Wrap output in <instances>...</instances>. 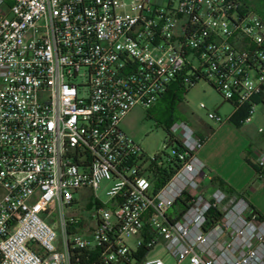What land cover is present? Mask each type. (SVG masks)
<instances>
[{
	"label": "built area",
	"instance_id": "2783aa9c",
	"mask_svg": "<svg viewBox=\"0 0 264 264\" xmlns=\"http://www.w3.org/2000/svg\"><path fill=\"white\" fill-rule=\"evenodd\" d=\"M12 2L0 0V264H169L135 257L162 244L174 264H264V221L215 187L188 122L170 127L161 166L122 130L135 108L199 81L233 105L227 122L248 106L250 123L264 103L263 20L241 0ZM85 192L109 201L80 234ZM212 209L224 216L206 230Z\"/></svg>",
	"mask_w": 264,
	"mask_h": 264
},
{
	"label": "rangeland",
	"instance_id": "374dc122",
	"mask_svg": "<svg viewBox=\"0 0 264 264\" xmlns=\"http://www.w3.org/2000/svg\"><path fill=\"white\" fill-rule=\"evenodd\" d=\"M12 1L13 0H6V3L11 5L13 3ZM256 3V0H254L251 8L254 9ZM180 92L182 101L167 103L162 100L163 96L150 110H146L142 107L135 108L129 113L122 124L123 132L133 139L150 159L157 158V162L160 166L164 164L169 157L173 156L172 148L168 146L167 143L168 133L166 131V128L172 121H186L195 132L199 131L203 133V130H206L211 135L213 132H219L221 126L227 124V126H231L233 130H235L236 134L248 138L249 140H258L264 136V134L258 132L260 128L264 131V120L259 119V115L264 110V105H259V107H257L256 113L250 123L243 124L241 128H238L234 124L226 121L228 115L233 111V107L227 102H224L218 92L207 82L199 81L193 89L189 91L181 90ZM201 104H205L207 109H201ZM209 112L220 113L226 123L220 125L210 120L208 118ZM222 134H224V132L221 133V136ZM221 136L220 138H222ZM258 182L260 181L256 179L254 183ZM83 197L85 200L75 207L73 210L75 214H72L82 223L77 227V231L80 234H84L88 226L93 223L91 218L96 211L97 202L99 201L101 205H105L109 201L104 193L99 194L98 201L88 192H85ZM76 198L78 199L79 197L76 196ZM182 210L183 208H178L176 206L174 210L171 211V214L174 217V212L178 215ZM69 214L72 216L71 213ZM69 214L67 215L69 216ZM128 243H130L133 248H136V246H134V240H128ZM157 257H160L166 263L174 264V259L168 255L163 244L155 247L150 252L148 258L152 259ZM140 264L145 263L142 262Z\"/></svg>",
	"mask_w": 264,
	"mask_h": 264
},
{
	"label": "crops",
	"instance_id": "0c3cea01",
	"mask_svg": "<svg viewBox=\"0 0 264 264\" xmlns=\"http://www.w3.org/2000/svg\"><path fill=\"white\" fill-rule=\"evenodd\" d=\"M228 104L233 107L231 103ZM259 105H264V103H259ZM233 112L234 107L228 117ZM218 114L221 116L220 113ZM259 119L264 120V110L259 115ZM260 130L262 128L258 132L264 134V131L260 132ZM196 133L206 140L199 157L209 170L216 174L217 179L226 182L237 193H243L247 202L264 216V177L260 182L254 183L257 179L256 171L245 161L246 156H249L253 162H256V157L264 153V136L258 140L250 139L253 140L250 141L236 134L235 130L227 124L221 126L219 132H213L212 135L206 130H203V133L199 131ZM215 187H217L216 184Z\"/></svg>",
	"mask_w": 264,
	"mask_h": 264
},
{
	"label": "trees",
	"instance_id": "16d2710c",
	"mask_svg": "<svg viewBox=\"0 0 264 264\" xmlns=\"http://www.w3.org/2000/svg\"><path fill=\"white\" fill-rule=\"evenodd\" d=\"M245 6L254 11L264 22V0H256V5H254V9L251 8L252 2L254 0H242ZM256 6V7H255ZM181 90H178L177 87H172L167 94L164 95L163 101L167 103H177L178 101H182L180 92ZM259 101V100H257ZM249 113V107H243L241 108L238 112H236L231 119L229 120L230 123L234 124L236 127L241 128L242 127V121H244L248 117ZM177 121H172L168 127L166 128V131L168 133V139L167 143L172 142V137L169 134V129L170 127ZM176 143V142H175ZM177 146L179 147V144L176 143ZM245 161L247 164H249L257 174V180L261 181L262 178L264 177V170H262L256 162H253L249 156H246ZM179 168L178 164L175 162L169 164L166 168L164 169H159L155 173V186L157 188L161 187L164 185L168 180L172 178V176L176 173V170ZM215 184L218 188H220L222 191H224L228 196L233 197V198H239L244 196L242 193H237L230 185H228L226 182L217 179L215 180ZM188 200L186 198H181L177 201L175 207L177 206L178 208H183L181 212H183L187 207ZM249 208L252 212L253 215L257 216V218L260 221H264V216L252 205L249 204ZM223 213L218 210V209H212L208 215V222L206 226V230L213 228L217 224H219L222 219H223ZM153 249H142L138 252V254L135 256L138 261L142 260L143 258L147 257L150 252Z\"/></svg>",
	"mask_w": 264,
	"mask_h": 264
}]
</instances>
